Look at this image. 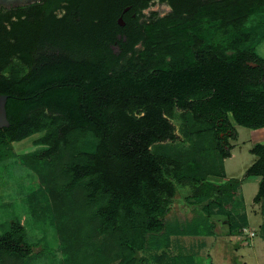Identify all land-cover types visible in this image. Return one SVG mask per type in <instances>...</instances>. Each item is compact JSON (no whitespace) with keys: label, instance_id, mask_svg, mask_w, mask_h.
Segmentation results:
<instances>
[{"label":"trees","instance_id":"16d2710c","mask_svg":"<svg viewBox=\"0 0 264 264\" xmlns=\"http://www.w3.org/2000/svg\"><path fill=\"white\" fill-rule=\"evenodd\" d=\"M126 1L39 0L0 8V94L7 95L9 122L0 128V161L12 156L10 142L35 132H42L35 143L52 144L53 151L66 144L69 129L89 132L82 142L91 151L70 167V184L80 179L85 190L89 219L59 230L63 264H195L193 255L166 254L172 235H212L213 208L227 231L237 229L227 208L240 203L241 180L224 179L222 167L228 139L237 134L228 114L241 126L264 128V59L255 51L264 35V0H208L209 7L193 0L187 15H209L212 32L223 35L203 49L195 37L183 40L176 8L116 38L115 5ZM184 109L212 126L215 181L185 177L178 159L149 150L173 138L170 118ZM249 151L256 158L244 176L257 177L258 203L264 143ZM180 207L188 214L178 215ZM31 252L23 226L10 221L0 234V264L4 256L24 262Z\"/></svg>","mask_w":264,"mask_h":264},{"label":"rangeland","instance_id":"374dc122","mask_svg":"<svg viewBox=\"0 0 264 264\" xmlns=\"http://www.w3.org/2000/svg\"><path fill=\"white\" fill-rule=\"evenodd\" d=\"M202 8L199 5L195 11ZM151 10L162 14L167 12V7L159 3L151 4L144 13ZM178 19L184 22L183 40L199 39H195V43L200 49L223 39L219 30L212 32L209 15L205 13L198 15L193 11ZM255 19L254 16L247 24H254ZM141 48L140 44L135 50ZM255 51L264 59V35L255 44ZM260 89L264 91V82ZM228 118L237 134L234 139H228L232 147L230 155L223 159L222 167L224 179L241 180L240 203L231 202L227 208L237 229L227 231V224L221 218V222H215L212 235H172L166 253L168 256L190 254L199 264H264V199L258 203L253 201L257 177L244 176L245 170L256 158L249 149L254 142L263 140L264 128L241 126L234 123L229 114ZM170 122L173 138L154 142L149 150L178 159L180 174L185 177L203 176L206 180L215 181L211 172L217 170L219 157L210 122L194 118L187 109L177 110ZM41 134L35 132L10 142L12 156L0 161V234L9 228L10 221L16 220L24 228L25 240L32 244V255L24 262L13 256H4L5 264H63L59 247L62 232L59 230L68 232V229L83 225V220L87 222L89 219L88 209L83 204L85 190L80 179L70 184L73 176L70 167L74 161L81 163L85 153L91 151L92 146L82 142L90 133L77 128L69 129L64 135L66 144L59 145L54 151L52 144L35 143ZM180 190L184 192L183 188ZM180 199L178 195L176 201ZM180 210L175 212L183 216L189 211L185 207H180ZM212 212V218L222 217L218 208H213ZM248 231L253 233L251 237Z\"/></svg>","mask_w":264,"mask_h":264},{"label":"flooded vegetation","instance_id":"af4514ba","mask_svg":"<svg viewBox=\"0 0 264 264\" xmlns=\"http://www.w3.org/2000/svg\"><path fill=\"white\" fill-rule=\"evenodd\" d=\"M198 4H206L208 0H196ZM164 4L167 7V12L158 13L156 10H151L146 13L144 11L151 4ZM193 0H131L123 3L117 2L115 5V19L114 23L117 29L116 38L121 37L125 39V34L134 31L138 26L140 29L149 23L151 20L163 17L173 11L176 8L180 11L181 16H185L188 13L186 10L191 7ZM141 42H136L133 48L140 45Z\"/></svg>","mask_w":264,"mask_h":264},{"label":"water","instance_id":"95a60500","mask_svg":"<svg viewBox=\"0 0 264 264\" xmlns=\"http://www.w3.org/2000/svg\"><path fill=\"white\" fill-rule=\"evenodd\" d=\"M38 1L39 0H0V8L24 6ZM251 65L254 66L255 63H252ZM6 97H7L6 94H0V128L7 127L9 125L4 107Z\"/></svg>","mask_w":264,"mask_h":264},{"label":"crops","instance_id":"0c3cea01","mask_svg":"<svg viewBox=\"0 0 264 264\" xmlns=\"http://www.w3.org/2000/svg\"><path fill=\"white\" fill-rule=\"evenodd\" d=\"M263 140L261 141V143H264V134H263ZM225 173V172H224ZM225 178V177H224ZM215 218V220L217 221V222H219L220 221V219L222 218V217H219V216H216V217H214ZM219 220V221H218ZM222 220V219H221ZM221 222V221H220ZM225 228V227H224ZM195 264H199L198 263V261H195ZM200 264H203V263H200Z\"/></svg>","mask_w":264,"mask_h":264},{"label":"built area","instance_id":"2783aa9c","mask_svg":"<svg viewBox=\"0 0 264 264\" xmlns=\"http://www.w3.org/2000/svg\"><path fill=\"white\" fill-rule=\"evenodd\" d=\"M241 230L243 231L244 227H242ZM248 235H249V237H251L253 235V233L251 231H248Z\"/></svg>","mask_w":264,"mask_h":264}]
</instances>
